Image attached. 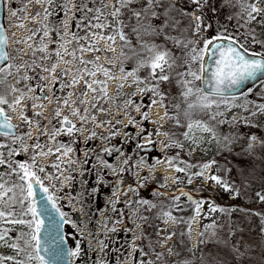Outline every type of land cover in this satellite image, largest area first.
I'll list each match as a JSON object with an SVG mask.
<instances>
[{
	"label": "rangeland",
	"instance_id": "1",
	"mask_svg": "<svg viewBox=\"0 0 264 264\" xmlns=\"http://www.w3.org/2000/svg\"><path fill=\"white\" fill-rule=\"evenodd\" d=\"M6 1V8L4 10V23L6 27L7 37H8V51L11 57L9 64L13 65H22L24 62L31 61L33 58L31 55H26V53H31V49L28 48V44L35 45L39 43L41 36L43 35V31L37 33L33 40L28 41L26 43H16L17 40H23L26 36L30 35L29 29H37L42 28L41 20L45 15V8L51 13L48 16L47 20H43V24H46L50 29H60L61 35L64 36V40H70V35H64V33L68 30L62 27L61 22L66 19L65 12L61 8L66 0H53V3L46 4L43 2L37 3V0H4ZM248 3H255L257 7L264 9V0H247ZM103 3L108 5V8L103 9L106 13H110L112 9V5L115 3V0H103ZM177 4L179 6L188 7L184 0H177ZM75 5V0H70V6ZM26 11H20V9L25 8ZM99 7H102L101 0L99 1ZM133 7H139V5H133ZM215 8V12L212 11V8ZM75 7L71 8V11L67 13V17H71L73 14L76 16V20L69 19L68 22L70 24L71 31L75 32L77 36L84 37L87 36L88 40H79L73 43H67L66 48L69 52H72L74 49H79L82 45L87 47L88 42L93 39V37L89 34L91 32L102 33L103 35L114 34L113 28L109 27L107 29H87L81 27L77 29L75 27L76 23L79 21V18L84 14L77 15L74 12ZM17 11V16H13L12 12ZM39 12L41 15L37 16L36 13ZM94 15L93 12L87 13L88 18L90 19ZM257 16L256 20L251 21L250 23H245L247 19L246 13L244 12L241 3H238L237 0H209V4L204 9V16H205V23L210 24L211 28L209 31L204 33L205 36L211 37L216 35H224V36H235L239 38V42L244 44L245 48L248 51L256 52L264 55V12L260 14H254ZM35 17V19H33ZM128 17V14L125 10V16L122 17L124 20ZM96 23L95 20L92 21ZM101 23L106 22L105 18L102 16ZM107 22H111L114 25V21L112 20L111 15L107 16ZM87 24V20L84 21ZM23 24V27L19 25ZM50 38L52 41H59L60 37L57 36L56 31H50L49 33ZM246 37V39H245ZM253 37L255 38V43L253 42ZM134 46L137 51H139V44L137 43V38L134 36ZM145 40H148L150 43H156L158 45H162L168 49H172V51L176 55H180L179 50L175 49L172 45L170 40H166L164 36H152V37H144ZM46 43H49L48 39H45ZM120 40L119 37L116 39V44L113 45L116 51L113 52L108 49V45L105 43L104 40H99L96 43L97 48H102L104 51H96V52H89V51H77L76 55L78 57H82L84 60H95L96 57H99L98 63L102 64L105 68H109L112 74L116 77H120V64L113 59L112 62H109L105 57H118L120 55ZM202 47V45H200ZM59 48V43H49V51L54 52ZM22 50V51H19ZM124 52L128 57H132L131 59L125 60L123 67L124 71H132L136 68L138 60L144 58V55L141 54L139 57H134L131 54V51L128 48H124ZM131 54V55H130ZM43 55L42 53H35L36 57ZM65 59L73 60L72 56H66ZM38 63H42L45 67H50L51 64H57V73L59 74L60 69L68 68L70 70V74L62 78L61 83H66L72 79V72L71 70L74 69L75 63H69L64 65L59 63L57 57L52 55L50 60L44 61H37ZM81 68L84 65H80ZM88 67H91L89 65ZM193 71H197L200 75L199 62H193L191 65ZM185 68H180L174 70L171 74L175 77L176 71H185ZM31 73H34V79H30L28 81H21L20 84H16V79L18 76H23L25 73L29 77ZM150 69L145 67L141 68L137 75L140 79H148L149 78ZM11 75H9V83L11 85H15L23 89L27 92L22 104H26L27 101H31V106L33 104L41 105L43 104L42 108H33L34 112V123H35V137H39L44 135L42 131V127L46 126V128H50L51 122L55 118H59L55 116V110L60 109L63 113V109L66 107L69 109V106L63 104V101L59 99L60 97H64L69 99V101H76V104L73 107H78L81 112L85 107L89 108V112L96 116V120L92 121L89 120L87 122H81L78 117H73V119H78L79 124L81 125V133H85L86 136H90L92 132H95L96 135L94 139H97L98 148L101 152L105 147L111 146L112 149H119V151H110L105 152L102 151L101 155L105 154L104 160L106 161L107 156L112 152H114V157L112 160V167L115 168L113 174L110 175L114 177V191L117 190L120 182L123 181L122 176H120L124 171H120L121 168L125 170L127 164H124L123 161L125 159L128 160V152L133 145L134 148L138 147V145L148 144V141H153L154 150L156 153H161L160 158L158 159L160 163H155L154 165L150 166L143 163H140L136 166V175L135 179L140 180L139 182L134 181V185L144 186L145 194H147V190L152 188H157L160 190L158 193H153L152 196L156 198V196L164 197L166 194L169 195L170 199L173 202V208H181L184 205L186 196L180 195V190L182 188H188L191 185H199L203 187L207 191H213L215 194L208 197H202L198 202H202L200 208V216L195 215V211L193 215L188 216L185 220L186 229L183 233L188 237L189 244L188 246L193 249L192 254H207L211 256L213 253L211 242L215 240H209V232L205 231V225L212 224L215 221L217 238L220 241H226L227 244L231 247L235 245L236 248L241 253L248 254L253 264H264V233L261 232V229L264 228V223H262L261 216H264V202H260L259 198L257 197L256 193L260 192L264 194V186L258 187L255 189H251L249 186L245 184L235 183L234 177L230 173L229 170H226L224 173L220 171V167L218 164L213 163L210 168L204 171L203 176H192V182H188V175L184 172H176L172 166L168 164V159L170 157H178L177 160L174 161L176 167L183 168L185 163L193 165L192 168L188 170L190 174H194L200 171V165L210 163L209 160L212 159L220 149H231L235 146L244 147L247 149V145L249 143V137L255 135L258 140H261L260 132L264 133V114H257L255 116H251L250 112L255 111L253 107L254 104H264V79L257 81L252 86H249L244 91L240 92L239 94H234L236 97L235 100L231 102L234 105H246L249 108V111H243L241 107L233 106L231 108H227L224 103H221L219 109L215 106L210 111L201 112V114L197 118H193V120H200L203 122L208 123L210 126L214 127L216 130V138H213L210 133H203L199 130H193V133L190 135H194L197 138H200L198 144H193L190 140H186L183 136V133L187 131L185 126V130L182 133L180 138H176V136L171 137L172 140H179L182 144V148H177L170 146L165 148L164 145L168 144L169 137H166L164 133L170 132V127L167 126L168 123H175L176 119H169V117L178 118L181 122L180 116L178 111L182 109L187 102L184 101L183 97L180 95L182 89L179 84H177L176 79H172L171 81L167 82L169 88L171 83L177 85L176 91L172 94V96L167 99L165 98L164 104L166 105L167 109V116L165 115V108L161 107L159 103L153 105L152 100L158 99V97H154L151 92L141 93L139 91V87H143L144 85H137L132 82V77H128L127 81L117 80H109L108 81V95L112 97L107 101L100 99L95 101L97 103V109H92L91 104V97L92 93L88 92V95L83 97L89 103L80 105L77 99V95L80 91L87 89L84 86L83 81L79 84H76L69 88H61L60 83L53 84L51 79L48 80H40V76H48L49 74L43 72L40 68H35L34 70L26 69L25 67H21L17 72V69L13 67L11 69ZM159 70H157V75H159ZM96 79H105V77L98 73L95 77ZM91 79V78H87ZM189 79H191L189 77ZM123 83L124 87L117 90V84ZM199 81H196V84L199 85ZM25 85L32 86L35 88V92H28L27 87ZM43 88V91L40 89ZM54 89V92H53ZM248 89H251L249 92ZM163 93L164 90L160 89ZM41 92L45 93V97L47 99H43L40 96ZM68 93H73L72 96H68ZM18 95V93H17ZM53 95L57 97L53 99ZM39 96L41 99H30V97ZM166 96V94H165ZM229 100L233 95H227ZM131 100L133 103L129 104L128 101ZM58 102V103H57ZM49 104V105H47ZM179 105V109L176 107ZM103 107L106 111H99L98 109ZM137 107H139V111H137ZM20 107H18L19 110ZM42 112L43 116H47V111L49 113V124H43V119L41 115H35L36 112ZM20 111V110H19ZM216 111L223 112V116H217L215 120L210 119V116L215 114ZM147 113V119L145 120L142 117V113ZM71 113V108H70ZM241 116L247 117L249 120V124L246 125L243 121L239 118ZM163 117V119H161ZM236 118V123H231L233 118ZM133 118L135 120L134 124L129 123V119ZM48 119V118H47ZM220 120L229 121V123H218ZM103 121L104 123H100ZM119 121V123H117ZM37 122L39 123L40 127L37 126ZM188 122V121H187ZM99 125V126H98ZM254 125V126H253ZM59 128V127H57ZM143 129V131H142ZM157 130L159 131V135H157ZM252 131V132H251ZM97 137V138H96ZM225 137L231 139L232 137H237L228 148L224 147L225 144ZM39 139H35V143H38ZM53 141V139H51ZM40 144V143H39ZM51 144V142H50ZM257 145L251 151L250 154L258 157H264V152H259L256 149ZM147 149V148H146ZM176 149H179L178 151ZM148 151V150H144ZM248 152V151H247ZM249 153V152H248ZM127 155V156H126ZM48 156H41L40 159L36 158V161H43V159H47ZM39 157V155H37ZM212 162V161H211ZM145 173V174H144ZM144 174V175H143ZM211 175H216L221 178L222 181H226L235 192L239 194L236 195L234 191H225L223 187L217 185L214 181L207 179V177ZM118 178V180L116 179ZM146 178V179H145ZM178 179V182H174ZM119 181V184H117ZM150 183H153V186H150ZM163 185V186H162ZM180 189V190H177ZM208 193V192H207ZM144 194V195H145ZM122 195V194H120ZM211 195V194H210ZM179 196V201H175L174 197ZM122 196L114 197L113 200L109 198H104L105 205L106 201H114V203L108 204V211L109 216L107 219L108 223H111L113 209L115 208L116 202H121ZM179 207H176V205ZM210 206H215L217 209H224V211H215L211 212L209 210ZM130 211L136 213V216L131 215V218H135V222L130 225L135 226L134 232V239L137 236H142L144 232L154 234L155 239L153 240V247H157L159 253H163L168 257V260L174 259V253L176 250V232L175 227L177 222H173L172 220H167V217L160 218L156 224L154 217L151 216L147 217V220L141 219L143 214H141L142 210H136L130 208ZM170 210H166L165 212H169ZM144 212V211H143ZM171 212V211H170ZM87 213V212H86ZM85 213V214H86ZM253 213H259L260 215H255ZM84 221H91L93 219V215L90 217H85ZM89 214V213H88ZM172 216L174 214L171 212ZM127 217H129V211L127 212ZM175 217V216H174ZM25 219H31V217H25ZM70 221H73V218L69 217ZM167 220L165 223L164 221ZM178 221V220H177ZM76 220H74L73 230L69 231V243L72 248L77 249V245L80 244L82 235L88 234L90 238L95 237L97 233H100V236L105 239L103 226L100 227L99 232L94 230V224L90 225V228L85 226V229L80 228L81 226H77ZM189 223L191 225V231L189 235ZM137 224L140 227H137ZM156 225V227L154 226ZM9 227L13 228V231L9 233L11 237H15L17 231L19 230L20 226H11V225H0V228ZM27 231V229H24ZM163 230V231H160ZM232 232L229 235V232ZM82 231H87V233L83 234ZM77 232V233H76ZM204 232V237H200V233ZM171 234V239H165L166 236ZM148 238L145 236V239ZM200 239H204L208 241L205 244H199L198 241ZM128 238H124L122 242L118 245V251H120L121 256H125L127 254L128 249ZM180 240V239H179ZM138 242V240L135 239ZM12 242V241H9ZM162 242L161 246L160 243ZM135 246L137 244H134ZM156 249V248H155ZM154 249V250H155ZM168 249H172V253H169ZM203 250V251H201ZM153 251V250H152ZM16 253L8 247L2 246L1 249V256H15ZM148 255V254H147ZM151 255V254H150ZM148 256L149 259L151 256ZM118 256V255H117ZM17 259H26L23 253L16 257ZM155 259L154 256L151 257ZM5 264H12V261H5ZM29 264H38V261L32 260ZM117 264V261L114 262ZM120 264V263H119ZM138 264L140 262L138 261ZM172 264H179V262L174 261Z\"/></svg>",
	"mask_w": 264,
	"mask_h": 264
},
{
	"label": "snow or ice",
	"instance_id": "2",
	"mask_svg": "<svg viewBox=\"0 0 264 264\" xmlns=\"http://www.w3.org/2000/svg\"><path fill=\"white\" fill-rule=\"evenodd\" d=\"M40 2L51 4L53 3V0H37V3ZM93 2H95V0H93ZM237 2L241 3L242 8L246 13V24L256 20L257 16L254 14L264 12V9L257 7L255 3H248L247 0H237ZM184 3H186L188 7L178 6L177 0H115V3L111 6L113 10L110 13H106L103 9L108 8V5L103 3V0H101L102 7L96 8H89L87 4L70 6V0H66V2L61 5V8L65 12L66 19L63 20L61 24L64 29L68 30L64 33V35L71 36V39L67 41H65L64 36L61 35L60 29H50L46 24H43V20H47L48 16L51 15L48 9L45 8V15L41 20L42 28H37L35 30L29 29L30 35L26 36L22 41H15L16 43L23 42L28 44V41L33 40L38 32L43 31V35L35 47L33 44H28V48L31 49V53H26V55H31L33 57L31 61L29 62L26 60L22 65L8 64L6 67H0V118H2V120H0V128L7 130L0 133V135H11L13 142L19 141L21 143L22 150L25 152L28 151V145L25 143L24 137L27 136L31 138V132L29 131L23 135H16L13 131L16 126L11 123V118L6 115L5 109L2 107L3 105H7L9 109L15 110L17 106H20L21 120L30 125L33 123V121L29 120L27 116L23 115L26 106H22V101L27 95V92L15 85L7 84V76L12 74L11 69L13 67L17 69V72L21 67H25L30 70L40 68L43 72L49 74L48 76H40V80L43 81L51 79L53 84L60 83V87L62 89L72 87L83 81L87 91L82 90L76 94L77 99L80 105L87 104L89 101H86L83 97L87 96L88 92H91L93 94L90 104L92 109H97V103H95V101L100 99L107 101L112 98L108 95L109 80L119 79L121 81H127L128 77H132V82L138 86L144 85L143 87H139V91L141 93L151 92L154 97H158V99L152 100L153 105L159 103L161 107L166 109V105L164 104L166 96L165 93L160 90V85L163 82H169L175 78L177 84H179L182 89L180 95L183 97L184 101L187 102V109L183 112L185 119L188 121L186 124L187 131L183 133L184 138L186 140H190L193 144H198L200 138L190 135L193 133L194 129L203 133H210L213 138H216L217 133L215 128L206 122L193 120V114L197 112L210 111L213 106L219 109L221 103H224L227 108L237 106L241 107L243 111H249V108L246 105H234L231 101L235 100L236 97L233 95L231 100H229L226 93L229 92L230 89L239 86L244 81L254 78L257 73H264V60L248 59L245 55L248 49L245 48L244 44L239 42L238 37L224 36L222 34L211 37L204 35V33L209 31L211 28L210 24L205 23L204 16V9L209 4V0H184ZM133 5H139V7H133ZM72 7H75L77 12L84 13L75 25L77 29L84 27L89 30H103L112 27L114 34L105 36L102 33L90 31L89 34L93 37V39L88 42V46L85 47L82 45L79 49H74L72 52H69L66 48L67 43H73L79 40H88L87 36L79 37L70 29L68 20H76L75 14H73L70 18L67 17V13L71 11ZM125 10L128 14L127 21L122 18L125 16ZM20 11H26V7L20 9ZM212 11L215 12L214 7L212 8ZM89 12L94 13L90 19L87 16V13ZM12 15L14 17L17 16V11L14 10ZM36 15L40 16L41 14L37 12ZM108 15H111L114 25L111 22H107ZM102 16L106 21L104 23L100 22ZM33 19H35V17H33ZM85 20H87V24L84 23ZM93 20H95L96 23H93ZM184 21H187V23L185 24ZM19 26L23 27L24 25L20 24ZM125 29H129V31L126 32ZM50 31H56L57 36L60 37L58 42L51 40L49 35ZM173 32L177 34L171 35L170 33ZM133 35L137 38L139 51L133 47L130 39ZM152 36H164L166 40H170L173 47L179 50L180 55H176L172 49H168L156 43H150L148 40L144 39V37ZM117 37H119L121 42L120 55L115 58L107 56L105 58L109 60V62H112V60L115 59L120 64V77L114 76L109 68H105L102 64L98 63L99 57H96L95 60H84L82 57H78L76 55L77 51H104V49L96 47V43L99 40H104L108 45V49L115 52L116 49L113 45L116 44ZM46 38L49 43H59V48L54 52H50L49 43L45 42ZM219 40H227L228 46L225 47L217 44L216 41ZM7 42L8 38L5 35V30L0 27V62H6L13 59V57H11L5 50ZM253 42H256L254 37ZM200 45H202V47ZM124 48H128L134 57L146 54L144 55V58L138 60L136 68L132 71H124L123 64L125 60L132 58L125 54ZM37 52L42 53L43 55L36 57L35 53ZM206 52L211 54L210 58L215 57V70L212 71L210 79H205L199 75L197 71H193L191 67L193 62H199V72H205L204 61ZM52 55H55L59 63L64 65L76 62L74 69L71 70L72 79L70 81L61 83L62 78L70 74V70L68 68H62L60 69L59 74H56V63L51 64L50 67H45L42 63L37 62L50 60ZM66 56H72L73 60L70 61L65 59ZM80 65H84V67L81 68ZM89 65H91V67H88ZM145 67L150 69L149 78L142 80L137 73L141 68ZM180 68H185L186 70L176 71L175 77H173L171 73ZM157 70H159V75H157ZM98 73L102 74L105 79H96L95 77ZM189 77L191 79H189ZM32 78L33 77H29L27 73H25L23 76L17 77L16 84L18 85L21 81H28ZM87 78L91 79L89 80ZM153 80L155 83H152ZM196 81L200 82L199 85L196 84ZM25 87H27L28 92H35V88L32 86L25 85ZM116 87L119 91L124 87V84L118 83ZM40 90L43 91V88ZM248 91L250 92L251 89H248ZM12 93H18V95L12 97ZM72 95L73 93H68V96ZM47 98L48 97H43V99ZM56 98L57 97L53 95V99ZM30 99H41V97L33 96L30 97ZM59 99L63 101L64 105L71 107V115L73 117H78L81 122L96 120V116L89 112V108L85 107L83 112H81L78 107H73V105L76 104V101L70 102L69 99L64 97H60ZM128 103L131 104L133 102L129 100ZM32 107L42 108L43 104H33ZM176 107L179 109V105H176ZM253 107L255 108V111L250 112L251 116L264 114V104H254ZM98 110L106 111L103 107H100ZM136 110L139 111V107H137ZM35 115H42V112H36ZM141 115L145 120L147 119L146 112ZM165 115L167 116V109L165 110ZM55 116H61L60 109L55 110ZM217 116H223V112L216 111L215 114L210 116V119L215 120ZM161 119H163V117H161ZM169 119H176V124L180 126V120L178 118L169 117ZM239 119L246 125L249 124L247 117L241 116ZM236 122L237 120L234 117L231 123ZM58 123L61 127L57 128L53 126L49 136L50 139H54L56 136L60 135L61 132H64L67 135H72L73 132L81 131V129L77 128L75 123H73L72 120H69L67 116H64L62 120L58 121ZM100 123L104 122L101 121ZM117 123H119V121H117ZM129 123L134 124L135 120L130 118ZM218 123H229V121L220 120ZM65 125L68 127L65 128ZM37 126L40 127L38 122ZM95 135L96 133L92 132L86 139H91ZM157 135H159L158 130ZM164 135L169 137L168 133H164ZM36 139L38 140L39 137ZM224 139V147L228 148L229 145L237 139V137H232L231 139L225 137ZM169 141L170 142L168 144L164 145L165 148L170 146L177 148L183 147V144L179 140H172L171 137H169ZM57 143L58 146L55 149L56 152H61L63 149L62 154L66 156L68 153L73 151L71 147H64L62 144H59V142ZM148 143L151 144L153 141L149 140ZM256 145L264 146V141L258 140L255 135L250 136L246 151L251 153ZM4 147H7V145L0 144V148ZM32 147L34 152L37 148H40L41 151L32 155L30 157V162H17L12 161L11 159L5 160L3 158V154L0 153V165H7L9 169L6 173H0V225L20 226L14 238L9 235V233L13 231V228H0V246L11 248L16 253L15 256H0V264H5V261H12V264H29L32 260L38 261V264H51L53 259L63 257L65 255L75 256L79 250V245H77V251L71 252H65V249L62 247L63 237L59 236L58 228L60 222L67 223V221L64 220V213L60 212V209L57 208L54 197L48 194L49 189L44 186L41 177L37 175V171H45L43 166L37 165V155L47 156L53 152V149H48V151L45 152L43 151L45 146L39 143L33 144ZM138 147L140 146L138 145ZM104 151H119V149H105ZM15 154H17L16 149H8L9 158ZM177 159L178 157H170L168 159V164L172 166L176 172H184L188 175L189 183L192 182L193 175L203 176L204 171L215 163V161H212L210 163L200 165V171L190 174L188 170L192 168L193 165L185 163L183 168L176 167L174 161ZM76 162L77 161H69V163ZM99 162L102 167L115 171V168H113L112 165L106 161L100 160ZM85 163H87V160H85ZM123 163L127 164L128 160L125 159ZM141 163H143V160H141ZM156 163H160V161L157 160ZM52 166L59 169V164H54ZM120 171H124V169L121 168ZM13 174L17 178L16 181L11 180V176ZM5 176H7L8 179H5ZM49 178L53 177L49 176ZM65 179H69V177H66ZM178 179L179 178H176L174 182H178ZM207 179L214 181L217 185L223 187L225 191L231 190L235 192V190L232 189L226 181H222L221 178L216 175H211L207 177ZM117 184H119V181H117ZM35 186H39V192L45 194L41 197L39 209L37 208L35 199L37 195V188ZM120 194L119 188L113 192V196L117 197V199ZM235 194L238 195L239 193L235 192ZM180 195L188 196L189 200L195 205V215L200 216L202 202L192 200V197L182 189L180 190ZM256 195L260 202H264V194L257 192ZM174 200L179 201V196L174 197ZM110 203H114V201H110ZM128 203H131V201H128ZM138 203L141 206L147 205L149 209L156 207L155 204H150L147 200H142ZM49 205H51V210L49 209ZM176 207H179V205L177 204ZM52 210L59 215V221H57L56 216L52 214ZM209 210L211 212H215L217 210L224 211V209H217L215 206H210ZM253 214L260 215L259 213ZM29 216L31 219H25V217ZM41 217H47L48 223L45 224V220ZM164 217H167V220L178 222L176 217L172 216L170 211L162 212L160 214V218ZM141 219L146 221L147 217H141ZM167 220L164 222L166 223ZM261 220L262 223H264V216H261ZM137 227H140V225L137 224ZM217 227L218 226L215 221H213L212 224L205 225V231L209 232V240H215L217 244L224 243L226 245V241H220L217 238ZM25 228L27 231L24 230ZM111 230L114 231L115 229ZM190 231L191 225L189 223V235ZM261 232L264 233V228L261 229ZM231 234L232 232L230 230L229 235ZM199 235L200 237H204L205 233L201 232ZM135 239L139 240L141 237L137 236ZM165 239H171V234L166 236ZM207 242L208 241L204 239H200L198 241V245L205 244ZM101 244L102 248L106 247V245H103V242H101ZM137 250H139L142 256L147 255L143 249H139L138 247L133 249V251ZM168 251L169 253H172V249H168ZM189 251H193V249H189ZM232 251L236 255L237 259L244 255V253L239 252L235 245L232 246ZM41 252H44L47 255V260L45 255H41ZM21 253L24 254L26 259L16 258L21 255ZM174 254L179 255V253ZM162 256L163 253H156L157 260H160ZM196 259L199 260L200 264H212V259L215 258L206 260L202 255ZM140 264H153V262L151 260L141 261ZM180 264H192V262L191 260H184L181 261Z\"/></svg>",
	"mask_w": 264,
	"mask_h": 264
},
{
	"label": "flooded vegetation",
	"instance_id": "3",
	"mask_svg": "<svg viewBox=\"0 0 264 264\" xmlns=\"http://www.w3.org/2000/svg\"><path fill=\"white\" fill-rule=\"evenodd\" d=\"M3 5L5 10L6 1L4 2V0ZM8 64L9 61H6L1 67H6ZM7 84H10L9 76H7ZM16 95L17 93H12V97ZM40 96L45 97V93L41 92ZM31 103V101H27L26 104H22V106H26L23 115L27 116L29 120L33 121L31 125L21 120V112L19 111L20 108L18 110V107L20 106H17L15 110L9 109L7 105L2 106L5 109L6 115L11 118V123L16 126L13 130L16 135H23L29 131L31 132V138L27 136L24 137V141L28 145V151L26 152L22 150L21 143L19 141L13 142L11 135H0V144L7 145V147L0 148V153L3 154V158L5 160L11 159L12 161L17 162H30V157L41 151L40 148H37L34 152L32 147V145L35 144L36 137L34 123L35 118ZM70 108L71 107L68 109L66 107L63 109L61 116L59 118L53 119L50 128H46V126L42 127L44 135H39L38 143L45 146L43 151L47 152L48 149H53V152L49 154L50 156H48L47 159H43V161H36L37 165L43 166L45 168L44 172L37 171V175L41 177L44 186L49 189L48 194L54 197L57 208L60 209V212L64 213V220L67 221V223L63 222V229L68 243V236L70 233L69 231L73 230L74 220H76L78 224H83V214L87 212L85 217H90L93 215L94 221H97L99 213L104 211L105 214H108L110 211L107 209L110 201L107 200V205L104 206V198H109L112 200L114 198V177L113 175H110V173L113 174L114 171L102 167L99 162L100 160L105 161V158H103L105 157V154L101 155V153L105 149L111 150V146L105 147L100 152L99 148L97 147V139H94V137L91 139H86V134L81 133V131L73 132L72 135H67L64 132H61V134L56 136L53 141H51L49 138L53 126L59 128L61 127L58 121L62 120L64 116H67L69 120H72L73 123H75L77 128L81 129L79 120L72 118ZM41 112L44 111L42 110ZM49 112L50 111H47V116L41 115L43 124H49ZM0 120H2V118H0ZM64 127L66 128L68 126L65 125ZM5 131L7 130L0 128V133ZM57 142L62 144L64 147H71L73 151L68 153L66 156L62 154L63 149L61 152H56L55 149L58 146ZM9 148L16 149L17 151V154L10 158L8 157ZM141 148L142 150L146 149L145 145H141ZM128 149H130V147ZM113 157L114 152L107 156L106 162L112 165L111 163ZM36 158L40 159L41 156ZM85 160H87V163H85ZM69 161L77 162L69 163ZM54 164H59V169L53 167L52 165ZM8 171L9 169L7 165H0V173H6ZM49 176L53 178H49ZM66 177H69V179H65ZM5 179H8V177L5 176ZM16 179V176L13 174L11 176V180L16 181ZM70 216L73 218L72 222L69 219ZM1 249L2 246H0V256ZM110 255L111 254L108 253L105 261L100 264H111ZM93 258L94 256L88 255L85 251V246L80 243L79 250L76 254L73 264H89ZM159 264H161L160 260Z\"/></svg>",
	"mask_w": 264,
	"mask_h": 264
},
{
	"label": "trees",
	"instance_id": "4",
	"mask_svg": "<svg viewBox=\"0 0 264 264\" xmlns=\"http://www.w3.org/2000/svg\"><path fill=\"white\" fill-rule=\"evenodd\" d=\"M99 1L100 0H95V2H93V0H75V5L87 4L89 8H96L99 7ZM74 12L77 15L84 14L83 12H77L76 9H74ZM125 21H127V18L125 19ZM184 23L186 24L187 21H184ZM125 31L128 32L129 29H125ZM170 34L176 35L177 33L173 32ZM130 39L134 46V35L131 36ZM30 75L31 77H33L32 79L35 78L34 73L30 72ZM152 83H155V81L153 80ZM160 89L164 90L166 98L169 99L172 94L176 91L177 85L171 83L169 88L167 82H163L160 85ZM186 109L187 105H185L184 107H182V109L178 111V114L181 119L180 126H178L176 122L167 124V126L170 127L171 130L170 132H166L169 134V137L176 136V138H180L182 136V133L185 130V126L187 124V120L183 115V112ZM200 114L201 112L194 113L192 119L197 118ZM260 135L261 141H264V133L260 132ZM145 147L147 148L145 150L148 151H144V149L142 150L141 145L140 147L136 148H134L133 145L130 147V151L128 152V155H130V157H128V163L125 167L124 172L120 175L123 178V181L120 182L118 186L119 192L122 194L119 195L122 196L120 199L121 202H116L114 208L115 210H113L111 216V226L113 229H115L117 236L115 248L120 243L118 239L123 238L130 229V208L133 207L138 211L142 210L141 214H143V217H154L156 224L158 222L159 215L162 212H165L166 210H170L178 220L175 227V232L177 235L175 244L178 250H176L175 253H179V255H174V261H177L180 264L181 261L191 260L192 264H200L199 260H197L196 258L201 257L203 255L206 260L215 258L212 259V264H253L248 254L244 253L243 256L237 259L236 255L228 244H217L215 241L211 242V249L213 251L211 256L210 254L207 255L201 253L193 255L192 251H189V249L191 248L188 246V237L183 233V231L186 229L185 220L188 216L193 215V212L195 211V205L189 200L188 196H186L187 199H185L183 207L173 208V202L168 194H166L164 197L157 195L156 198H154L152 194H156L160 191L157 188L150 187V189L147 190V194H145L144 186L134 185V181H136L135 175L137 164H139L141 160H143L145 164L152 166L161 156V153H156V151L154 150L153 143H151L150 145L145 144ZM256 149L259 152H264V146L257 145ZM176 150L178 151L179 149ZM211 161H215V163L218 164L222 173H224L226 170H229L235 179V183L245 184L251 189L264 186V157L254 156L248 153L246 151V148L244 147L235 146L231 149L222 148L212 159L209 160V162ZM116 179L118 180V178ZM139 181L140 180H137V182ZM153 185V183H150V186ZM182 190L188 193L192 197V200L195 201H199L202 197H210L215 194L213 191H207L203 187H200L199 185L195 184L189 186L188 188H182ZM142 200H147L150 202V204H155L156 207L149 209L147 205L141 206L138 202ZM128 201H131V203H128ZM128 211L129 217H127ZM154 226L156 227L155 224ZM145 236H147L148 238L145 239ZM154 239L155 235L153 234L151 236V234H148L146 230V232L142 234L141 239L138 240L136 248L138 247L139 249H143V251L146 253H150V251L156 248L155 250L159 252L157 247H153L152 242ZM137 252H139V250H137ZM162 257L160 259L161 264L173 263V260H168V257L166 258V255H164V258Z\"/></svg>",
	"mask_w": 264,
	"mask_h": 264
},
{
	"label": "water",
	"instance_id": "5",
	"mask_svg": "<svg viewBox=\"0 0 264 264\" xmlns=\"http://www.w3.org/2000/svg\"><path fill=\"white\" fill-rule=\"evenodd\" d=\"M3 12H4L3 0H0V27H2L5 30L4 23H3ZM5 35H6V31H5ZM216 43L223 45L225 47L228 46L227 40H219V41H216ZM5 50L8 52L7 46H6ZM245 55L248 59L264 60V55H262L260 53L247 51V53H245ZM210 56H211V54L209 52L205 53L204 68L206 71L202 72V73L200 72V75L202 77H204L205 79H210L212 71L215 70V63H214L215 57L210 58ZM4 63L5 62H0V67ZM261 79H264V73H257V75L254 78L246 80L242 84H240L239 86L230 89L229 92L226 93V95L238 94ZM35 187L37 188V195H36L35 199H36L37 208L39 209L41 197L44 196L45 194L39 192V190H38L39 186H35ZM49 209L51 210V205H49ZM52 214L56 216L57 221L60 220L59 215L57 213H55L54 210H52ZM41 218L45 220V224L48 223L47 217H41ZM58 233H59V236L63 237L62 247L65 249V252H70V246H69L68 241L66 240L65 235H64L63 222H60V225L58 228ZM41 255H45L46 260L48 259L47 255L44 252H41ZM51 264H72V263L69 259V255H65L63 257H57V258L53 259L51 261Z\"/></svg>",
	"mask_w": 264,
	"mask_h": 264
},
{
	"label": "built area",
	"instance_id": "6",
	"mask_svg": "<svg viewBox=\"0 0 264 264\" xmlns=\"http://www.w3.org/2000/svg\"><path fill=\"white\" fill-rule=\"evenodd\" d=\"M99 219H101V216H100ZM97 224H98V226L96 228V232L99 231V227H100L99 225L101 224V222L100 221H97ZM86 233H87V231H86ZM106 233H109V232L106 231ZM100 241L103 242L102 240H100ZM86 242L89 244L88 252L90 254L91 253H94L95 250L98 247V241L97 240H94V241L91 242V239H90L89 235L87 234L86 235ZM133 242H134V240L132 241L131 248H130V251H129L127 257H124L123 258V264H131V256H132V252H133V249H132ZM103 245H105L104 242H103ZM102 255H103V248H102V244H101L100 248H98V250H97V255H96L95 261L92 264H98L99 261H100V259L102 258Z\"/></svg>",
	"mask_w": 264,
	"mask_h": 264
}]
</instances>
